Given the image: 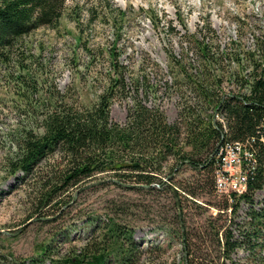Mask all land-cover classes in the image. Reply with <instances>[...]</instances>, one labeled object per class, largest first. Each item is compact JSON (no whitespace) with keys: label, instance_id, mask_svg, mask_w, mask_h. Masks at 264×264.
I'll use <instances>...</instances> for the list:
<instances>
[{"label":"rangeland","instance_id":"374dc122","mask_svg":"<svg viewBox=\"0 0 264 264\" xmlns=\"http://www.w3.org/2000/svg\"><path fill=\"white\" fill-rule=\"evenodd\" d=\"M184 31H200L220 47L232 40L251 50L256 38L264 37V0H64L55 24L15 40L0 62V264L73 259L97 233L87 221L113 215L112 202H123L133 213L127 218L141 248L135 264H179L189 257L179 225L170 217L168 193L123 190L95 175L56 193L48 208L36 212L31 202L34 183L57 156L24 177L20 171L9 173L7 162L18 135L36 132L39 117L53 102L78 108L92 103L105 86L111 58L126 74L140 69L147 93L138 92L139 97L147 106H158L172 122L183 98L170 84L165 49L179 56L186 48L179 38ZM223 89L236 90L230 83ZM181 90L194 102L185 87ZM129 102L128 97L114 98L110 119L123 123ZM175 177L192 183L197 175L185 169ZM262 194L261 190L253 194V208ZM181 205L196 264L222 260L218 244L225 229L237 243L225 264H264V233L247 235L246 204L239 203L230 212L222 207V197L197 190L194 196L182 195Z\"/></svg>","mask_w":264,"mask_h":264},{"label":"trees","instance_id":"16d2710c","mask_svg":"<svg viewBox=\"0 0 264 264\" xmlns=\"http://www.w3.org/2000/svg\"><path fill=\"white\" fill-rule=\"evenodd\" d=\"M63 4L64 0H0V62L18 37L55 24ZM149 19L154 21L152 16ZM199 32L179 35L186 45L179 56L165 49L170 84L183 98L172 122L158 106H147L139 97L138 92L147 93L141 86L144 74L140 69L126 74L123 65L111 58L105 86L92 103L78 108L55 101L39 117L36 132L25 130L18 135L7 161L9 173L20 171L24 177L48 157L57 156L34 183L31 202L36 212L48 208L56 193H65L95 175L123 190L168 193L170 217L179 225L180 241L189 256L179 264H196L190 252L191 232H185L181 196H194L197 190L215 193V157L222 146L240 142L252 154L242 160L245 191L238 197H219L230 212L239 203L247 205L249 237L264 233V37L256 38L251 50H243L232 40L220 47L214 38ZM224 83L236 90L224 91ZM127 97L124 122L111 120L112 100ZM185 169L197 175L195 186L175 177ZM258 190L263 194L253 208V194ZM111 209L113 215L87 221L97 233L82 252L56 264H135L141 248L127 218L133 213L123 202H112ZM221 236L222 260L216 264H225L237 244L227 229Z\"/></svg>","mask_w":264,"mask_h":264},{"label":"built area","instance_id":"2783aa9c","mask_svg":"<svg viewBox=\"0 0 264 264\" xmlns=\"http://www.w3.org/2000/svg\"><path fill=\"white\" fill-rule=\"evenodd\" d=\"M251 157V152L240 142H230L221 147L213 163V187L218 196H239L238 181L246 178L242 160Z\"/></svg>","mask_w":264,"mask_h":264},{"label":"bare ground","instance_id":"6f19581e","mask_svg":"<svg viewBox=\"0 0 264 264\" xmlns=\"http://www.w3.org/2000/svg\"><path fill=\"white\" fill-rule=\"evenodd\" d=\"M246 187V178L238 181V194L239 196L244 193Z\"/></svg>","mask_w":264,"mask_h":264},{"label":"water","instance_id":"95a60500","mask_svg":"<svg viewBox=\"0 0 264 264\" xmlns=\"http://www.w3.org/2000/svg\"><path fill=\"white\" fill-rule=\"evenodd\" d=\"M121 185H123V186H125V187H126V186H130V185H126V184H125V185H124V184H121ZM149 186H151V185H149ZM149 186H148V187H149Z\"/></svg>","mask_w":264,"mask_h":264}]
</instances>
